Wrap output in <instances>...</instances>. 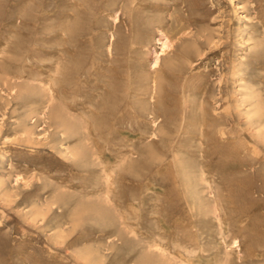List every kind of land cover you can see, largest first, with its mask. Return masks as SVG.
<instances>
[{"label": "rangeland", "instance_id": "374dc122", "mask_svg": "<svg viewBox=\"0 0 264 264\" xmlns=\"http://www.w3.org/2000/svg\"><path fill=\"white\" fill-rule=\"evenodd\" d=\"M0 60V264H264V0H0Z\"/></svg>", "mask_w": 264, "mask_h": 264}, {"label": "bare ground", "instance_id": "6f19581e", "mask_svg": "<svg viewBox=\"0 0 264 264\" xmlns=\"http://www.w3.org/2000/svg\"><path fill=\"white\" fill-rule=\"evenodd\" d=\"M80 5V4H79ZM131 6V5H130ZM137 7V6H136ZM81 8V7H80ZM131 8V7H130ZM122 9V8H121ZM149 11V10H148ZM150 12V11H149ZM151 13V12H150ZM158 13V12H157ZM75 14V13H74ZM152 14V13H151ZM150 15V14H149ZM80 16V15H79ZM152 16V15H151ZM150 17V16H149ZM141 27V26H140ZM193 36V35H192ZM166 38V37H165ZM168 38V37H167ZM13 39V38H12ZM199 39V38H198ZM168 40H166L165 42H164V44H163V48H165V47H168L169 46V44H168V42H167ZM9 42V41H8ZM205 43V42H204ZM188 51V50H187ZM15 60V59H14ZM1 61V60H0ZM177 71V70H176ZM169 72V71H168ZM3 84L4 85H7L9 88H14L15 86H16V84L13 82V81H11L10 79L8 80H6V81H4L3 82ZM157 84V83H156ZM257 97V96H256ZM257 107V106H256ZM255 107V108H256ZM262 112H263V110H262V107H260V106H258V108L256 109V111H255V116H258L259 117V120L258 121H256V120H254V118L252 117V118H250V122H251V124H255V122H258L259 124H261V122H262ZM250 112H248V114H249ZM183 125V124H182ZM221 128V127H220ZM68 129V128H67ZM26 133H27V135L29 136L30 135V133H28V129L26 128ZM70 131V130H69ZM68 131V132H69ZM264 131V130H263ZM30 132V131H29ZM260 132V131H259ZM259 135H260V137H261V134L260 133H258ZM223 135V134H222ZM175 137V136H174ZM262 137H264V135L262 136ZM262 137L260 138V139H262ZM163 140V139H162ZM264 142V141H263ZM201 145V144H200ZM94 149V148H93ZM84 151V150H83ZM83 151H80L81 152V154H82V156H84L86 153H85V151L83 152ZM56 153V152H55ZM64 154H66V153H64ZM68 155V154H67ZM92 156H93V154H92ZM74 157H75V155H74ZM99 156H97V158H98ZM128 157V156H127ZM130 157V156H129ZM79 158V157H78ZM74 159V158H73ZM92 160H93V158H91ZM76 160H78V159H76ZM97 160V159H96ZM95 160V161H96ZM100 161V160H99ZM129 162V161H128ZM107 163V162H106ZM114 163V162H113ZM130 163V162H129ZM98 165V164H97ZM86 166V165H85ZM111 168V167H110ZM113 169V168H112ZM111 170V169H110ZM114 170H116V169H114ZM77 171V170H76ZM103 172V171H102ZM116 172V171H115ZM206 172V171H205ZM104 173H105V171H104ZM107 173V172H106ZM61 174V173H60ZM72 175V174H71ZM110 175V174H109ZM108 175V176H109ZM52 177V176H51ZM107 178H109V179H111L110 178V176L109 177H107ZM106 180H108V179H106ZM69 181H71V179L69 180ZM108 182V181H107ZM114 185L116 186L117 184H115L114 183ZM59 186H61V185H59ZM102 186V185H101ZM72 187V186H71ZM76 187V186H75ZM75 190H76V188H75ZM102 190H104V189H102ZM87 191V190H86ZM84 192V191H83ZM87 193V192H86ZM85 193V194H86ZM102 193V192H101ZM107 193H108V191H107ZM106 193V194H107ZM88 194V193H87ZM104 195V194H103ZM31 196V195H30ZM64 196V195H63ZM60 197V196H59ZM104 197V196H103ZM108 197V196H107ZM75 198V197H74ZM108 198H110V197H108ZM59 199V198H58ZM137 199V198H136ZM102 201V200H101ZM101 201L100 200H98L97 201V204H98V202H100L101 203ZM103 201H105V203L107 204V206H105V207H107V209L108 208H110L109 207V203H107L108 201L107 200H105V199H103ZM57 202V201H56ZM84 202V201H83ZM61 203V202H60ZM59 203V204H60ZM87 203V202H86ZM104 203V204H105ZM17 204V203H16ZM52 204V203H51ZM53 204H54V202H53ZM62 204V203H61ZM69 204V203H68ZM105 204V205H106ZM91 205V204H90ZM95 205V204H94ZM113 205V204H112ZM52 206V205H51ZM64 206V205H63ZM87 207L86 208H88V205H86ZM97 206H99V205H97ZM102 207H103V205H101ZM92 207V206H91ZM94 207V206H93ZM50 208H53V206L52 207H50ZM80 208H82V206L80 207ZM90 208V207H89ZM99 208V207H98ZM49 209V208H48ZM47 209V210H48ZM92 209V208H91ZM117 209V208H116ZM101 210V209H100ZM99 209H98V211H100ZM42 211V210H41ZM46 210H44V212H45ZM51 211V210H50ZM61 211V210H60ZM90 211V210H89ZM88 211V212H89ZM43 212V214H45ZM87 212V213H88ZM93 212V211H92ZM92 212H91V215H88V216H93L92 215ZM86 212H85V214H87ZM95 213V212H94ZM103 213V212H102ZM37 214V213H36ZM47 214V213H46ZM97 214V213H96ZM221 214V213H220ZM40 216V215H39ZM34 217V216H33ZM43 217H45V216H43ZM50 217V216H49ZM95 217V216H94ZM98 217H96V219H97ZM44 219V218H43ZM55 219V218H54ZM61 219V218H60ZM32 220V219H31ZM98 220H99V218H98ZM54 221V220H53ZM85 221V220H84ZM100 221V220H99ZM98 221V222H99ZM96 222V221H95ZM97 223V222H96ZM86 225V224H85ZM99 225V224H98ZM65 231V230H64ZM164 231V230H163ZM65 233L64 232H61V233H59V234H57V239L59 238V239H61L62 238V240L61 241H65V235H64ZM108 235V234H107ZM107 237V236H106ZM111 243V242H110ZM112 246V245H111ZM166 264V263H165Z\"/></svg>", "mask_w": 264, "mask_h": 264}]
</instances>
